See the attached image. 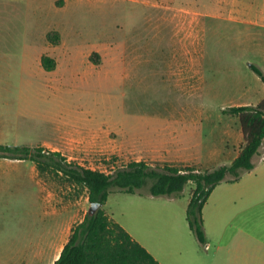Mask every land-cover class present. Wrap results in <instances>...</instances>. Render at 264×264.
<instances>
[{
    "label": "rangeland",
    "instance_id": "rangeland-1",
    "mask_svg": "<svg viewBox=\"0 0 264 264\" xmlns=\"http://www.w3.org/2000/svg\"><path fill=\"white\" fill-rule=\"evenodd\" d=\"M24 4L6 0V10L0 7V144L34 148L62 134L100 129L94 150L74 138L60 145L70 163L110 170L113 161L120 168L143 161L205 171L236 158L244 141L238 117L228 110L264 99V83L251 68L264 74V27L207 15L220 13L215 0H80L44 21ZM49 26L60 34L52 44L54 71H45L39 58L52 52L45 51ZM177 122L183 161L156 162L149 142ZM37 180L41 188L23 172L19 184L0 192V264H22L7 262L14 252L23 255L32 235L46 233L55 218L50 209L69 224L89 210L85 188L49 170L38 171ZM193 190L188 183L179 195L153 199L147 188L137 190L171 211L159 226L137 225L142 244L169 256L172 239L175 250L186 257L197 251L204 264L217 263L209 258L217 249L223 264H264V142L254 169L209 196L204 245L186 219ZM114 191L111 207L123 195Z\"/></svg>",
    "mask_w": 264,
    "mask_h": 264
},
{
    "label": "trees",
    "instance_id": "trees-1",
    "mask_svg": "<svg viewBox=\"0 0 264 264\" xmlns=\"http://www.w3.org/2000/svg\"><path fill=\"white\" fill-rule=\"evenodd\" d=\"M47 39L52 44H58L60 34L51 31ZM41 62L46 71H54L56 68L55 59L49 56H43ZM251 68L264 83L261 70L253 65ZM228 112L238 117L244 143L229 165L214 170L200 171L191 167L179 169L167 165L152 167L138 161L105 174L67 162L56 151L2 144L0 157L32 161L40 172L52 171L67 182L85 188L89 202L100 204L95 214L87 212L84 219L72 228L67 243L53 264H160L145 247L107 215L104 207L109 194L114 190L135 193L147 188L151 196L179 195L188 183H193L194 190L186 210V219L191 232L204 245L206 234L202 213L209 196L219 184L238 182L243 173L254 169V157L264 142V99L256 105L231 107Z\"/></svg>",
    "mask_w": 264,
    "mask_h": 264
},
{
    "label": "crops",
    "instance_id": "crops-1",
    "mask_svg": "<svg viewBox=\"0 0 264 264\" xmlns=\"http://www.w3.org/2000/svg\"><path fill=\"white\" fill-rule=\"evenodd\" d=\"M25 2L24 6L31 10L33 14L39 16L42 21L46 19H50L52 13L63 14L68 11L74 10L80 0H61V6H56L57 0H22ZM147 1V0H145ZM218 3L217 9L220 13L207 14L212 17H227L229 19L235 20L242 24H248L258 27H264V0H215ZM5 3V4H4ZM11 4V3H10ZM8 4V5H10ZM11 6V5H10ZM15 6V5H14ZM0 7L6 10V0H0ZM15 9L18 6L14 7ZM202 15V14H200ZM52 25V23H51ZM52 26H49L48 29L45 30V43L47 45V49L45 51L50 53H42L39 54L40 63L42 66V57L49 56L51 58L57 57V49H54L52 43L48 41L47 34L51 31ZM57 45V44H56ZM43 67V66H42ZM46 71V70H45ZM259 103V102H258ZM256 103V104H258ZM256 104H244V105H256ZM181 125L180 122H177V125H173L172 129L169 130L161 140H157L156 142H149L150 150L152 154V159L156 162H181L183 161V155L181 151L184 150V145L181 143ZM121 132L124 130L120 129ZM126 137L128 134L124 131ZM100 129L97 131L93 130L90 132L84 133H76V134H62V136L57 139L55 142H40L37 147L41 146H55L50 151L59 152L62 157L66 158V154L62 152V149L59 148L60 145L64 144V141L67 139L68 142L74 138L76 141L82 142L83 146L87 149L94 150L98 148L101 144L100 140ZM60 141L61 143H58ZM5 145V144H2ZM196 159L195 157H193ZM153 165V164H151ZM38 168L37 165L29 160H18V159H9V158H1L0 157V192L4 189H9L15 186L16 181L18 184L21 181V174L23 172H27L29 179L33 180L34 185H38L40 187V182L37 180L38 177ZM41 190V189H39ZM115 192V191H114ZM32 193H35L32 192ZM112 192L109 194L106 206L108 209H105L107 215L118 223L121 227H123L131 237L139 242L143 247H145L160 264H204L205 260L198 255V252L191 254L189 257L184 256L181 251L175 250V242L176 240H167L166 242L173 249L169 256H163L158 252L156 255L152 251L151 248H147L144 244H142L140 240V233L138 229V224H153L154 226H159V221L164 219L167 216V209L160 210L155 204V201L148 200L146 196L141 193H126L121 192L123 195H119L118 200L114 202V205L111 207L110 198ZM115 194V193H114ZM120 194V193H118ZM192 195V194H191ZM155 196H150L153 199ZM191 197V196H190ZM190 198L188 200L189 204ZM188 207V206H187ZM49 212L55 217L51 220L50 225H48V229L46 233L34 236L32 235L29 243L27 245V249L21 252L20 258H15L14 256L19 255L18 252L13 253V257L7 262L22 263V264H53L59 257L64 245L67 243L69 236L71 234L72 228L81 222L83 218L79 222L68 223L67 220L60 219V216L63 214L62 212L55 211L50 209ZM165 215V216H164ZM171 217V211L168 214ZM63 217V216H62ZM37 224L36 221H34ZM138 225V226H137ZM142 237V236H141ZM143 239V237H142ZM207 243V239H206ZM196 250V249H195ZM209 250V249H208ZM11 253V251L9 252ZM23 256V258H22ZM209 258H216V264H223V256L219 252V249L213 251ZM211 264V263H209Z\"/></svg>",
    "mask_w": 264,
    "mask_h": 264
},
{
    "label": "built area",
    "instance_id": "built-area-1",
    "mask_svg": "<svg viewBox=\"0 0 264 264\" xmlns=\"http://www.w3.org/2000/svg\"><path fill=\"white\" fill-rule=\"evenodd\" d=\"M85 168H89L91 170H96V171H100L103 172L105 174H111L113 173V171H115L116 169L120 168L121 166L119 165V161H113L112 164L110 165V170H100L99 168H95L93 166H83ZM206 249H209V245H206Z\"/></svg>",
    "mask_w": 264,
    "mask_h": 264
},
{
    "label": "water",
    "instance_id": "water-1",
    "mask_svg": "<svg viewBox=\"0 0 264 264\" xmlns=\"http://www.w3.org/2000/svg\"><path fill=\"white\" fill-rule=\"evenodd\" d=\"M100 208V204L97 202H90V206H89V214L93 215L97 212V210Z\"/></svg>",
    "mask_w": 264,
    "mask_h": 264
}]
</instances>
